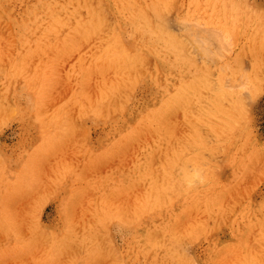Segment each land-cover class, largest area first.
<instances>
[{"label": "rangeland", "instance_id": "374dc122", "mask_svg": "<svg viewBox=\"0 0 264 264\" xmlns=\"http://www.w3.org/2000/svg\"><path fill=\"white\" fill-rule=\"evenodd\" d=\"M0 264H264V0H0Z\"/></svg>", "mask_w": 264, "mask_h": 264}, {"label": "clouds", "instance_id": "9594fccd", "mask_svg": "<svg viewBox=\"0 0 264 264\" xmlns=\"http://www.w3.org/2000/svg\"><path fill=\"white\" fill-rule=\"evenodd\" d=\"M247 91V87L241 89V94ZM180 178L186 190H192L207 183L208 177L205 166L192 163L180 169Z\"/></svg>", "mask_w": 264, "mask_h": 264}, {"label": "bare ground", "instance_id": "6f19581e", "mask_svg": "<svg viewBox=\"0 0 264 264\" xmlns=\"http://www.w3.org/2000/svg\"><path fill=\"white\" fill-rule=\"evenodd\" d=\"M97 10V9H96ZM95 10V11H96ZM101 10V9H100ZM93 11H94V9H93ZM94 11V12H95ZM99 11V10H98ZM96 15V14H95ZM94 15V16H95ZM99 15V14H98ZM97 15V16H98ZM102 15V14H101ZM143 14H138V17L141 19H137V21L138 20H140L142 23H140V24H134L135 25V27H143L144 28V35H146L147 36V34L148 35H152V36H150V37H155V38H159V39H163V35H165V34H162V32L160 31V28H159V26L157 25L156 27H154L153 26V32H152V27H151V25H150V22L148 23V22H146L145 21V18H146V16H144ZM61 17V16H60ZM91 17V16H90ZM159 17V16H158ZM92 18V17H91ZM97 18H99V16L97 17ZM96 18V19H97ZM147 19V18H146ZM158 19V18H157ZM90 21V20H89ZM160 21V20H159ZM62 22H64V19L62 20ZM157 22V21H156ZM91 23V22H90ZM92 23H93V21H92ZM145 23H148V24H145ZM54 24V23H53ZM160 24V23H159ZM82 25H83V23H82ZM82 25H80V26H82ZM85 25H86V22H85ZM85 25H84V28H85ZM93 28H95L96 29V25H98L99 26V24H90ZM89 26V25H88ZM161 26V25H160ZM161 27H163V26H161ZM87 28V27H86ZM85 28V29H86ZM92 28V29H93ZM87 30V29H86ZM89 32H90V30H89ZM147 33V34H146ZM154 35V36H153ZM166 36V35H165ZM170 37V36H169ZM175 39V38H174ZM135 40V39H134ZM155 40V39H154ZM158 40V39H157ZM156 40V41H157ZM171 40H172V37H171ZM155 41V42H156ZM159 41V40H158ZM163 41H164V39H163ZM175 42V41H174ZM163 43V42H162ZM165 43H167V42H165ZM170 42H168V44H169ZM173 44V43H172ZM177 44V43H176ZM171 44H169V46H170ZM172 46V45H171ZM164 48V47H163ZM170 48V47H169ZM177 49V48H176ZM169 50V49H168ZM178 50V49H177ZM175 51V50H174ZM173 52V51H172ZM119 54V53H118ZM126 54V53H125ZM175 54H176V51H175ZM138 55V54H137ZM176 56V55H175ZM127 58V57H126ZM127 60L129 61L130 60V58H127ZM124 61V60H123ZM213 90V89H212ZM149 201V200H148ZM167 227V226H166ZM147 244V243H146ZM150 248V247H149ZM149 250V249H148Z\"/></svg>", "mask_w": 264, "mask_h": 264}]
</instances>
